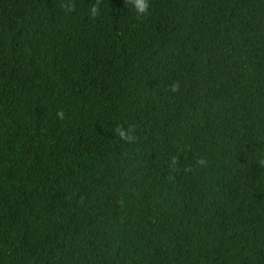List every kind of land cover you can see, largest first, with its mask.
<instances>
[{"label": "trees", "instance_id": "1", "mask_svg": "<svg viewBox=\"0 0 264 264\" xmlns=\"http://www.w3.org/2000/svg\"><path fill=\"white\" fill-rule=\"evenodd\" d=\"M0 264H264V0H0Z\"/></svg>", "mask_w": 264, "mask_h": 264}, {"label": "clouds", "instance_id": "2", "mask_svg": "<svg viewBox=\"0 0 264 264\" xmlns=\"http://www.w3.org/2000/svg\"><path fill=\"white\" fill-rule=\"evenodd\" d=\"M129 2L132 4L135 12L138 15H143V14H145V13H147L149 11L150 0H129ZM91 11H92V15L96 14V8H93ZM60 116L62 117L63 113H60ZM117 131H118V133H119L121 138L125 137V135H126L125 131H123L121 129H118ZM128 139L131 140L132 137L129 136Z\"/></svg>", "mask_w": 264, "mask_h": 264}]
</instances>
